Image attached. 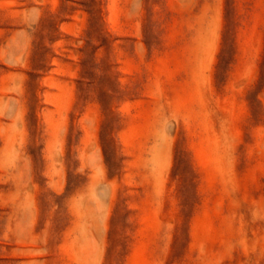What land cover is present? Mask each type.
I'll return each mask as SVG.
<instances>
[{"label":"rangeland","instance_id":"1","mask_svg":"<svg viewBox=\"0 0 264 264\" xmlns=\"http://www.w3.org/2000/svg\"><path fill=\"white\" fill-rule=\"evenodd\" d=\"M0 264H264V0H0Z\"/></svg>","mask_w":264,"mask_h":264}]
</instances>
